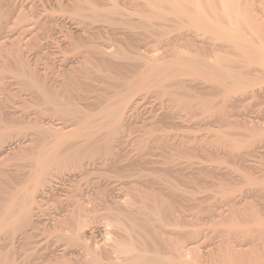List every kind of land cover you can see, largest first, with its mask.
Masks as SVG:
<instances>
[{"label": "bare ground", "instance_id": "6f19581e", "mask_svg": "<svg viewBox=\"0 0 264 264\" xmlns=\"http://www.w3.org/2000/svg\"><path fill=\"white\" fill-rule=\"evenodd\" d=\"M124 1L125 2H120L119 0H38V2H41V4H52V7L53 5L55 8L58 7L57 10L55 9L54 13H49V11H46L45 13L49 14L47 16H44L46 15L43 14L44 12L42 13L43 15H41L39 14V11H35V8H37V1L33 0L29 2L24 9L18 7L16 0H0V8L1 10H3L2 12L0 11V51L2 49V55L0 56L3 57V60L0 59V64L1 60L3 61L0 66V73L2 74L3 70L5 71L10 69V72H8L10 74V78L11 76L12 78L14 77V79L17 81L20 88L22 89H19L21 93H19L18 90L16 91L17 96L21 94V96L19 97L20 100H22L21 97L24 95V93L26 94L27 91L28 93H33V96H31V98L26 97L28 96L27 94L23 97V100L20 102H23L25 104V109L27 107V104L28 107L33 106L32 109L35 108L36 115V118L34 117L35 115L33 116V118H35L34 120L28 122L26 121L27 119L23 122H20L17 121L16 118H13L14 116H16V113H14V115L13 112H11L12 110H8V108L11 107L9 106L12 99L10 97H15V95L10 96L13 91H10L11 93L10 95H8L9 98L7 96L4 100L1 99L4 98L2 96H5V93H7L6 85L8 87L9 84L5 83V87H2L3 90L1 89V91L5 90L6 92L4 93V95L1 92L2 96L0 97L1 158H3V156L6 154H10L7 153V150L5 149V143L9 141V139L12 140L14 136L17 137L23 134L28 136L30 135L31 138L29 137L30 139L28 141V144H26V146L24 147H11L12 149H14L12 154L15 156V160L16 158H19L20 160L29 161V169L27 168L29 171L27 172V175H25V179L22 177V180L24 181L20 183L19 187L17 185H19L18 182L20 181V178H18L17 185H14L12 187L10 185L9 188L8 185H4L7 184L6 182L1 183L3 182L1 181V178H7L8 174H11V172H7V167L9 166V164L7 166V160H5L6 158L4 159V161H2L3 159H1L0 162V241H7L8 244L6 242V245L11 244L13 246V242L19 237L17 235L21 234L19 238L24 240L23 242L29 246L31 241L30 238L32 239L31 236H34L32 235L33 232L32 234L30 233L32 231L31 228L34 227V224H38L41 222L40 213L43 214V212L45 211L42 209L41 203L43 202L41 200L50 197L47 195L50 191L51 194L53 193L51 197L58 200L60 199L59 193L63 192V195H68V197L66 198L70 197L71 199L73 197L72 200L74 201V205H72L73 203L69 204L73 207H71L72 209L70 208L71 210L69 211L65 210L66 212H68L67 214L65 213L64 215H61V213H57V216H53L54 223L52 227L55 229L54 232L59 231L57 236L59 240L57 239L58 241H56L59 245L56 244L55 246L54 243V247H52L53 245L51 244V249H48V256H50V260H48L50 261V263L48 262V264H51V262L53 264H264V214L260 212V207L258 208L260 210L256 208L258 207L256 206L258 204H249L250 208H248V205L245 204L244 206L242 205L243 207H240V204L231 200L232 202L229 203V207H227L228 210H225L223 209V207H221L223 210L221 211L220 208L218 209L219 206L216 207L217 205L215 206L216 208L211 207L210 209V207H207L209 210L203 211L205 208L202 209L201 212H204V215H206V213L208 214L209 211L210 215L208 214L209 216L207 215V217L211 219L214 218V222L213 220L211 221L208 219L209 223L210 221L213 223V226L212 224L209 227L206 226L207 229L209 230V228L211 227L210 231L212 229V232H216V230L219 229L217 230V233H220L221 237L218 235L220 237V240L218 242L216 239H213L218 242H216L217 244L212 243L214 245L213 246L209 245L208 243L210 240L209 237L211 233L209 232L210 234H208V230L205 229V222H202L203 224L201 223V221L200 223L198 221L194 222V219L193 222L188 221L190 223L182 222L185 219L184 213V216L182 217L183 220L180 219L179 221L184 224H189L185 225L188 226L186 227V231H184L183 229L185 228L184 225L177 223V220L176 222H174V219L176 218L175 216H177L175 214H177V209L180 207H174V205L172 204L175 203V201L173 203L172 201L175 200L174 198L177 197H182V201V199H184L183 196H186V194L188 193H186L185 190L183 191V189H185L184 187H180V185L177 186L178 183L176 185L175 180H173V182H175L173 183L169 178H167L170 175L168 174L169 176H166L167 174H164L165 168H163L164 170L162 169V176L158 171L160 175L154 176V179L152 180L154 181V183H157L160 188L158 186H155L156 184L154 183H152V185L153 187H158L160 191L166 189V192L168 194H171L169 196L173 198L172 201H170V197H167L170 202L164 198L167 195L166 193H164V191H162V195H164L160 196L161 193L158 192V190H153L155 188H153L149 184H147L149 185L147 187L151 186L153 189L150 187L151 189L148 188L150 191L146 190V185H144V183L141 185V183L143 181H151L148 179L145 180L144 177H146V175H142L143 177L139 176L141 174L140 172L138 176L139 179H142L138 180L139 182H137V184L139 183V185L144 186H132L130 190L128 189L129 193L127 192V194H125L126 196L128 195V197L125 199H122V195L124 194V192H122L123 190H121L122 195L121 192L118 191L120 194L116 192V198L114 197V194L117 189H122L118 188L119 186H125L128 183L125 184V182H123L124 184L120 183L121 185H119L117 188L114 187V184L109 180L111 179V177L107 175L109 173H105V176H107L105 178H108L106 179V183H104L105 179H101L103 180V183H97L95 181V185H97L94 186V180L93 182L90 180L91 187H94L92 189L90 187H87V183H84L86 186H84V184H80V178H88L89 180L90 174L94 173L91 171H87L85 173L82 172V169L84 168L86 163H97L96 161L98 159V161H100V158L105 157L109 158V160L110 158L115 159L116 157L122 159L121 155H124L125 160L127 159L125 158L127 154H124L125 152H127V150L125 149L127 148V146L123 147V149L126 150L124 153L120 151L123 150L120 148L118 153V149L116 148V146L118 144L121 145L120 142L123 139L122 134L125 133L124 129L127 128L126 130L129 131V124H132L134 119L137 120V112L141 111L139 110L141 108L140 106H143V104H145V102H143L145 99L144 97L148 95H144L143 97H141L140 94L146 93L150 95L151 93L153 95L154 93L155 96H157V98L161 101V103L158 101V103H160V106L163 103L162 101H164L165 96H167L168 98H166V100H168L169 102L167 101V103H165L169 104L172 108L171 109L170 107H168L165 103L164 104L168 108L165 107V105L163 104L161 106L163 110L160 108L161 112L159 113L158 108L156 110L157 112L154 111L153 105V107L150 106L152 108L148 107L151 110H147L146 108V110L149 111L148 113H150V117H147L148 121L149 119L150 123L153 121V128H149L147 132H144V134L146 133L145 135L147 136H139L138 139L140 141H138L137 139H135L134 141L133 139L134 142H136L137 140L136 143L141 144L140 148H142L143 145L147 147L148 143L151 141L155 144L156 142H159L160 144H164L165 146H167V142L171 140L172 135L169 136L171 131H167V129L165 132L167 135L164 133V125L167 124L168 126L169 124L172 126V128L183 127L182 124L184 125L186 123H183V119L186 120V118L182 119V123L181 121L176 120L178 118L181 120L182 116H184L182 115L180 116V118L178 114V111L182 108V106L185 109L187 108V112L189 111L188 109L191 110L193 108L197 109L198 107H201L202 110L204 109L202 111V114H204V116L207 115L208 117V115H210L211 113L210 111L213 110V107L217 108L218 105L219 107L217 110L219 112V120L222 123L224 122L228 124L229 121H227L226 119L227 116L229 117V115L225 114L228 110V106H235L234 103H239L237 100V102L231 101L232 99H235L233 98L234 96H240V98H238L239 101L240 99H242L241 102H243L245 106H247L250 101L252 102L253 100L259 99L264 93V87H262V84L264 83V28L262 25L260 26L259 24L255 26V23H252V18L248 14L249 12H247L246 10L242 11L243 9L241 10V6L243 5L242 3V5L239 3L241 0H138L139 2L137 1L138 3L135 2V4L132 1L129 2V0ZM127 4L130 6L127 7ZM2 7L4 9H2ZM45 7L43 8L42 6L43 9H45ZM56 11L60 13H57ZM50 14L52 16H50ZM10 15L17 16L16 22L14 24L12 23V26L10 25V21L12 20L8 21ZM11 17L12 16H10V18ZM103 25L107 26L111 32L118 35L120 33L119 31L122 32L123 29H125L124 32L120 34L122 35L121 37L125 38H123L122 40H127V44L130 47L125 45L127 48H120V45L118 49L116 48L117 50H108V47H102L101 45H99V42V44L96 42V40L95 42L94 40L92 42V39H94L92 37L93 35H95L93 33L95 31L98 33L97 30L101 29ZM243 25L246 29L244 27H241ZM10 26L11 28L14 27L16 29H14L16 31L15 34H13V32L11 33V28L9 29ZM117 26H123V29L121 30L122 27L119 29L117 28ZM7 28L9 29V33ZM243 28L245 29L244 31L242 30ZM173 31H178L181 39L185 40L187 44L192 45L198 50L192 49L187 52L183 50V52L180 50V48H178L180 50L178 51V49H176L175 47L172 50V43L171 47L169 46L171 49L170 52L168 51L166 53L167 50H163L166 54H161L162 52L156 53L158 50L156 52L150 50L149 52L147 50V52H144L145 49L143 48L144 50H142L140 49V45H137L143 43L144 41L146 42L145 39L148 34L156 35L160 39L164 38L162 39V41H165L166 39L164 36L169 35ZM199 32H202L203 36L205 34L206 37L200 36ZM6 33L8 35H6ZM100 34L101 33H98V36H100ZM208 35H210L209 38L212 36V38L217 39L218 43L215 39H213V41L215 40L216 44L212 40H209V38L207 37ZM149 36L151 35H148V37ZM169 39L170 38H167V40ZM172 41L173 40H171V42ZM210 41L213 42V44ZM125 43L126 42H124L123 45ZM165 43H167V41ZM83 44L84 47L86 44H88V48H86L87 51H85V53L81 54V57L78 56V60H61L63 61V64L60 63L61 65L54 66L55 64L52 62V55L54 54L50 52L55 49L49 51L52 45L57 46L56 48H58L56 53L54 52L56 55L57 53H59V50H64L67 47L66 45H73V48L75 47L74 50H77L76 47L80 46L81 48ZM143 44L141 45L143 46ZM200 49L204 50L207 54H204V51L200 52ZM62 51L60 52L61 56L63 53ZM223 52H228L229 55L235 57V59L231 60L230 58L229 61L226 62L227 59L225 60V58L223 57L225 54ZM221 53H223L222 56ZM208 54L211 56H209ZM30 55L33 57H30ZM38 61H44L43 67H40V63ZM8 73H6L5 75H7ZM100 76H103L102 78L104 79V81L106 80V77L109 80H114L117 82L106 85V82H104L105 84L102 83L103 79ZM99 77L102 82L97 81L100 80ZM95 81L102 83V85L104 86L106 85L107 87H109V90L106 91L107 87L104 88V90V86L99 85V89L102 87L104 91L100 89L102 91L101 93V91L98 89L99 92H97L96 88L94 92L100 94H98L97 96H95L94 94L95 98H93V105L84 106L79 103V101L81 100L80 98L84 95V93H82L81 91L85 90V85H90V83H94ZM193 81H195L196 83H200V85L206 84V89H210V91L212 92L214 91V96L210 97V94V100L208 96H206L207 98L206 100L204 99L205 101H203V103H201L202 100L200 102L199 99L197 103L196 97L192 94L193 92H190V86H192ZM95 84L96 83H94V86ZM22 91H25L23 92V95ZM210 91L209 93H212ZM79 93L82 95L81 97H79ZM199 93L200 92H197V95ZM158 99H156V101ZM14 104L11 105L15 107ZM175 105L177 108H175ZM257 106L258 104L250 106L248 105L247 107L255 108ZM14 107L10 109H13ZM225 109L226 112L224 111ZM246 109L247 108H245V111L247 113L248 109ZM263 111L264 110L261 109L257 110L256 115H254L251 119L245 118L246 113L244 114L245 117L244 115L241 116L242 118L244 117V119L243 121H241V127H243L242 130L238 129L240 131L239 137L234 136V134H230L228 132V130L231 129L230 126L228 127L226 126L227 124H224L226 129L224 128V126H220V130H218L216 133L215 129H213L212 134L215 135H212V138L209 137L210 140L209 138H205L204 136H202L203 140L199 139V141L202 140L201 143L205 145L209 143H212V145L217 144L224 147L225 145H227L231 148L230 152L232 151V153L240 152L241 150H243V153H241L242 156L240 157H242V159H245V157L247 158L252 153H255L254 149L250 150V147L253 146L252 144L259 146L264 144V121H262ZM250 114L252 116L253 112L249 113V116ZM22 115H20V117H23ZM134 115H137V117L134 118ZM139 115L141 116L140 112ZM140 116L138 118L146 117ZM49 118H57L60 122L53 123L51 122V120H49ZM130 118L134 119L132 122L129 123V121H131ZM205 118L206 117H204V120L202 121H206L208 119L207 118L205 120ZM17 119H19V116L17 117ZM57 119L55 120L57 121ZM197 119H201V117ZM139 124H141V122ZM188 124H190V122ZM20 125L23 126L20 127L18 130H12V128L16 126L19 127ZM197 125L198 127H200L199 124ZM197 125L195 124L194 126H192V128ZM171 126H169V128ZM227 127L229 128L228 130ZM132 128H134V126ZM172 128H170V130ZM144 129H146V127ZM130 131L128 133H130ZM209 133L211 132H208L207 134L211 136ZM186 136L187 135H185V137ZM128 137L129 136H127V141L130 140ZM173 138L174 137H172V140ZM197 138H195L194 136V138H192L194 140H192L187 136L183 139L184 141H181L182 143H180V145L178 146L180 148L186 147V149L192 148V146L187 147V145H189L188 143H191L190 145H192V143L197 141L195 140ZM250 140L254 143H250ZM124 141L122 143H124ZM127 141H125V143ZM133 141L131 140V143ZM171 142L172 141L169 142L170 144H168V146L172 144V147L175 141L172 143ZM178 143L176 142L175 144L177 145ZM126 144H128V142ZM150 146L148 145V147ZM154 146H151L153 150ZM114 147L116 148V152H114L113 150ZM134 147L138 148L139 145H134ZM148 147L146 148L147 151L149 149ZM198 147L199 146L197 144V151ZM152 148L150 149L152 150ZM261 148L263 150L264 146H261ZM142 149L144 150L145 148L143 147ZM142 149L141 152H143ZM138 151L137 152L140 153V149H138ZM150 151H148L147 153L144 152L145 158L147 157L146 154L148 155ZM215 151L218 150L216 149ZM144 153L142 156H144ZM191 154L192 153H190L189 155ZM138 155L140 156L141 153ZM138 155H136V159ZM166 155L168 156V154ZM238 155H240V153ZM9 156L8 160H10ZM167 156H165V158H167ZM106 158L105 163L107 160ZM119 158L116 162H119ZM128 158H131L130 154ZM175 158L176 155L174 156V159ZM178 158H180V156H178ZM131 159L130 162H133L135 164L140 158L138 160L134 159V161ZM141 159L143 160L144 158ZM168 159L166 160L168 161ZM125 160H123L124 163L122 164H125ZM128 160L129 159H127L126 161ZM151 161L152 160H150V162ZM175 161L177 163V159H175ZM116 162L114 163L118 164ZM147 162H149V160ZM210 162L212 163V161ZM210 162H208L207 164L210 165ZM213 162L215 163V161ZM95 163L93 165H95ZM99 163H103V161H100ZM141 163L142 162H140V164ZM143 163H145L144 160ZM169 163L171 164L170 160ZM22 164H24V162ZM127 164L130 167L132 165H129V163ZM207 164H203V167ZM120 166L123 165L120 164ZM124 166H126V164ZM214 166L215 165L213 164L212 168L209 167V170L207 169L208 167L204 168L207 169V171L214 172L216 170V166ZM250 166H247V169ZM13 167L16 166L14 165ZM171 167L172 164L170 166V169ZM21 168L23 169V167ZM177 168L179 170V166ZM125 169L122 167L121 170H124V172L126 173ZM172 169H174V167ZM252 169L254 170V168ZM19 170L17 169V172ZM126 170L130 171L128 169ZM167 170L169 171L168 168H166V171ZM217 171L215 172L217 173ZM124 172L123 174L126 179V176H129L130 172L128 174L126 173L127 175ZM156 172L153 171L154 175L158 174ZM195 172L196 171H194V173ZM252 172L250 174H252ZM67 174L73 175L71 176L73 180H71L72 183L69 182V185L65 187L64 183H66V180L63 178ZM243 174V177L247 175L244 181L248 182L250 185H253L254 190L255 187L257 190H264V176L262 178H259V176L257 175L258 178H256V171L255 174H252V176H248L246 171ZM13 175L15 176V173ZM253 175L256 177L254 178ZM164 176H166V178L169 179L172 183L167 180ZM114 177L115 176H113V178ZM211 180L213 179L211 178ZM83 182H85V180L81 181V183ZM86 182L88 181L86 180ZM14 183L16 184V182ZM116 183L118 182L116 181ZM222 184L218 185L215 188L218 189H216L218 193L222 194L221 197L226 196L227 199V196H231L235 190H232L230 188L235 187L232 186L228 189L226 188V186H223L225 183L223 185ZM81 185L86 188L83 189ZM198 187L200 188V186ZM151 190H153V194L155 192H158L159 195L155 193L152 196ZM182 191L184 192V194L182 193ZM194 194H192V197L189 195L187 196H189L188 198H193ZM60 195H62V193ZM179 198H177V200ZM215 199H217V197H215ZM242 200L244 201L245 198ZM68 201L70 200L68 199ZM227 201L229 202V200ZM179 205L180 204H178L177 206ZM262 206L264 205H261V207ZM193 209L194 208H192V210ZM194 214L197 213L194 212ZM171 220L173 222H171ZM185 220L187 221V219ZM50 221L52 220L50 219ZM169 226L173 227L174 230L176 229L178 233L176 231V233H173V228H170L169 230ZM254 226H257L261 230L254 231L253 229H256L253 228ZM212 227H215L216 230ZM30 229L31 231H29ZM180 229H183L182 232L180 231ZM176 234L178 235V237H174L177 236ZM212 234L213 237L217 235H214V233ZM241 236H249V239L250 237H252L251 241L249 240L251 243L248 241L250 243H248V245L251 246L252 240H254L253 244L257 241L256 245L252 244L251 247H248V245L246 244H239L238 241L241 240L240 238H243ZM206 238H208L209 240H207ZM203 239H206V241L202 242ZM217 239L219 238L217 237ZM211 241L212 240H210V244ZM205 242L208 243V246H205L203 244ZM2 244H0V264H16L19 260L15 263V259H13L17 258L15 257V247L13 246L12 249H10L11 251H7V249L5 252V246L3 247ZM33 244L31 242V245ZM47 248H49V246H47ZM12 255H14V257ZM10 257H13V262L12 260H10ZM72 260L75 262H73Z\"/></svg>", "mask_w": 264, "mask_h": 264}, {"label": "rangeland", "instance_id": "374dc122", "mask_svg": "<svg viewBox=\"0 0 264 264\" xmlns=\"http://www.w3.org/2000/svg\"><path fill=\"white\" fill-rule=\"evenodd\" d=\"M17 1V5H18V7L19 8H24L25 9V7L27 6V4L29 3V2H31V1H33V0H24V1H22V0H16ZM34 1H37L36 2V4H37V8H35V11H39V14H41V15H43V14H46V15H44V16H47L49 13H54V11H55V9L57 10L58 9V7H54V5H53V7H52V4H48V5H46V3H45V5L44 4H41V2H38V0H34ZM120 2L122 1V2H125L124 0H119ZM130 1H132L134 4H135V2L136 3H138L139 1L138 0H129V2ZM138 1V2H137ZM239 1V0H238ZM242 1V2H241ZM239 3L242 5L241 6V10L242 11H244V10H246L247 12H249L248 14H249V16L252 18V23L255 25V26H257L258 24L261 26H263V28H264V0H241ZM26 2V3H25ZM51 2V1H50ZM132 2H131V4H132ZM21 4V5H20ZM123 4V3H122ZM124 4H126V3H124ZM24 5V6H23ZM42 6H43V8L45 7V9H43L42 8ZM50 8H48V7ZM130 5H128L127 4V7H129ZM36 7V6H35ZM52 7V8H51ZM39 8V9H38ZM54 8V9H53ZM2 9H4L3 7H2ZM36 9H38V10H36ZM44 11H43V10ZM48 9V10H47ZM51 9H53V10H51ZM41 10V11H40ZM249 10V11H248ZM262 10V11H261ZM0 11L2 12L3 10H1V8H0ZM27 11V10H26ZM48 12L49 11V13L47 14V13H45V12ZM59 11V10H58ZM44 12V13H43ZM57 12V11H56ZM43 13V14H42ZM57 13H60V12H57ZM56 14V13H55ZM55 14H53V15H55ZM256 14V15H255ZM260 16H259V15ZM61 15V14H60ZM10 16H12L11 18H10ZM9 16V20L8 21H10V20H12V21H10L11 22V26L16 22V19H17V16L16 15H10ZM14 16V17H13ZM50 16H52L51 14H50ZM55 16H57V15H55ZM58 16H59V14H58ZM258 16V17H257ZM14 20H13V19ZM133 18H137V17H133ZM256 18V19H255ZM263 18V19H262ZM260 19V20H259ZM263 23H262V22ZM13 23V24H12ZM242 23V22H241ZM11 26L9 27V29L11 28ZM122 27V28H121ZM241 27H244L245 28V26L243 25V26H241ZM13 28V29H12ZM10 30H11V33L13 32V34H15L16 33V29L14 28V27H12ZM117 28H121V30L123 29V26H117ZM242 29L243 31L246 29ZM8 29V28H7ZM9 29H8V33H9ZM15 29V30H14ZM241 29V28H240ZM97 30V29H96ZM124 30L125 29H123V31L122 32H124ZM241 30V31H242ZM98 31V33H101L100 34V36H98V33H97V35H96V33L94 32L93 34H95V35H93V37L92 38H94V39H92V42H93V40H94V42H95V40H96V42L99 44V45H101L102 47L104 46V48H107L108 50H117L118 48H119V46H120V48H123V47H125V48H127L125 45H127V46H129L127 43H128V41L126 40V41H124V40H122L124 37H121L122 35L120 34V33H122L121 31H117L118 33H119V35L118 34H114L113 32H111L109 29H108V27L107 26H105V25H103L102 27H101V29H99V30H97ZM247 31V30H246ZM7 32V31H6ZM200 33V32H199ZM6 35H8L7 33H6ZM148 35H151V36H149L148 37ZM147 36H146V42L143 44V43H141V44H143V46L141 45V44H137V45H140V49H142V50H144V52H149V50L150 51H154V52H156L157 50V52L156 53H161V54H166L168 51L170 52V50L172 49L173 50V48L175 47L176 49H178V48H180V50L181 51H185V52H187V51H190V50H192V49H194V50H198V49H196L195 47H193L192 45H189V44H187V42L185 41V40H183V39H181V37H180V34H179V32L178 31H173V32H171L169 35H167V36H164L165 37V41H162V39H164V38H159L158 36H156V35H152V34H148ZM92 36V35H91ZM200 36H202V37H206V35L204 34V36H203V34H202V32L200 33ZM209 36L210 35H208L207 37L209 38ZM96 37V38H95ZM147 37H148V39H147ZM180 37V38H179ZM167 38H170L169 40H170V42H169V40H167ZM211 38V39H210ZM209 38V40H212L213 41V39H215V38H212V36ZM90 39V40H91ZM125 39V38H124ZM171 40H173L172 42H171ZM215 40H217V39H215ZM215 40L213 41L215 44H216V42H215ZM126 42L124 45H123V43L124 42ZM167 41V43H165ZM211 42V41H210ZM213 42H211L212 44H213ZM171 43V44H170ZM172 43H173V45H172ZM217 43H218V40H217ZM85 44V43H84ZM84 44L81 46V48H80V46H78V47H76V49L78 50H74V48H73V45H66L65 47L66 48H68V49H62V50H59L58 52L59 53H57L56 55H55V53H56V51H57V49L58 48H56L57 46H51L50 47V50L49 51H51L52 49H55V50H52L50 53H53L54 55H52V62L55 64L54 66H59V65H61L60 63H62L63 64V61H66V60H68V61H76V60H78L79 59V57H81L82 55L81 54H83V53H85V51H87V49L86 48H88V44H86L85 45V47H84ZM123 45V46H122ZM171 45H172V47H171ZM189 45V46H188ZM87 46V47H86ZM171 47V49H170V47ZM130 47V46H129ZM166 47H168V48H166ZM191 47H193V48H191ZM63 48H64V46H63ZM80 48V49H79ZM117 48V49H116ZM144 48V49H143ZM159 48V49H158ZM166 48V49H165ZM162 49V50H161ZM187 49V50H186ZM141 50V51H142ZM147 50V51H146ZM160 50V51H159ZM163 50H167L166 51V53H165V51H163ZM179 49H178V51H180ZM63 52L64 53V55H63V53H62V56L60 55L61 53L60 52ZM77 51V52H76ZM80 51V52H79ZM183 51V52H184ZM203 52L204 50H201L200 49V52ZM1 52H2V49H1V51H0V55H2L1 54ZM55 52V53H54ZM82 52V53H81ZM76 53V54H75ZM204 54H207V53H205V51L203 52ZM223 53H225V52H223ZM223 53H221V56L223 55ZM228 53V52H227ZM227 53H225L224 54V58H225V60H226V62L227 61H229V59L231 58V60L232 59H235V57H233V56H230L229 55V53L227 54ZM59 54V55H58ZM57 55H58V57H57ZM209 55V54H208ZM61 56V57H60ZM79 56V57H78ZM209 56H211V55H209ZM226 56H229V57H226ZM30 57H33V56H31L30 55ZM70 57V58H69ZM54 58V59H53ZM64 58V59H63ZM65 58H68V59H65ZM78 58V59H77ZM0 59H2L3 60V57L2 56H0ZM31 59H33V58H31ZM1 60V64L3 63V61ZM61 60H63V61H61ZM42 61V60H41ZM41 61H38L39 63V65H40V67H43V64H44V61L43 62H41ZM58 61V62H57ZM61 61V62H60ZM32 62H33V60H32ZM1 64H0V66H1ZM11 64V63H10ZM10 66H13V65H10ZM10 68V67H9ZM14 68V67H13ZM8 69V68H7ZM9 70V71H8ZM8 70H3V72H2V74L0 73V94H1V92L3 93V95H4V93L6 92L5 90L4 91H1V89H2V87L4 88L5 86H4V84L5 83H7V84H9L8 85V87H7V85H6V89H7V93H5L6 95L5 96H2V94L0 95V97L2 96V97H4V98H1L2 100H4L5 99V97H7L8 95H10V91H13L12 93H11V95L10 96H12V95H15V97H10V98H12L11 99V103H10V105L9 106H11V107H9L8 108V110H12L11 112H13V114L14 113H16V116L18 117L19 116V119H17V117L16 116H14L13 118L15 119L16 118V120L17 121H24V120H26L27 122L28 121H31V120H34L35 118H36V115H35V108L34 109H32L33 108V106H31V107H28V104H27V107H26V109L24 108L25 106V104L23 103V102H20V101H22L23 100V97L24 96H26L27 94H28V96H26V97H30L31 98V96H33V93L32 92H30V93H28V91L26 92V94L24 93V95H23V92H25V91H22V100H20V96H21V94L19 95V96H17V93H16V91L18 90L19 91V89L20 90H22L21 88H20V86H19V84L17 83V81L14 79V77L12 78V76H11V78H10V74L8 73V72H10V69H8ZM115 70H117V69H115ZM114 70V71H115ZM6 73H8L7 75H5ZM102 73V72H101ZM3 74H4V76H3ZM101 78L103 77V76H100ZM100 77H99V79H100ZM3 78V79H2ZM4 78H5V81H4ZM6 78H8V79H6ZM103 79V78H102ZM105 81H104V79H103V82H102V80L100 79V80H97V81H101L102 83H104V82H106V85H109V84H111V83H116L117 81H114V80H109V79H107L106 77H105ZM13 81V82H12ZM194 82V83H193ZM192 82V86H193V88H192V86H190V88H191V93L196 97V102L198 103V101L200 100V102H201V100H202V102L201 103H203V101H205L206 100V96H208V98H209V96H210V94H211V96L210 97H212V96H214V91L212 92V91H210V89H206L207 88V85L205 84H202V85H200V83H196L195 81H193ZM13 83V84H12ZM94 83H98L97 85L95 84V86H94ZM92 82V83H90V85H85L86 87H84V89L85 90H83V91H81L82 93H84V97L80 94V96L79 97H81L80 99V101H79V103H81L82 105H84V106H92L93 104V98H95V96H97L98 94H100V93H97V92H99L98 91V89H99V85L100 86H104V85H102V83H99V82ZM18 84V85H17ZM105 84V83H104ZM189 84V83H188ZM191 84V83H190ZM104 86L103 87V89L104 88H106L107 86ZM197 86V87H196ZM203 88H202V87ZM10 87V88H9ZM16 87V88H15ZM199 87H201V88H199ZM262 87H264V83L262 84ZM12 88V89H11ZM96 88H97V90H96ZM197 90H196V89ZM10 89V90H9ZM102 91H104L103 89H102V87L100 88ZM99 89V90H100ZM202 89H204V90H202ZM3 90V89H2ZM97 91V92H94V91ZM100 90V91H101ZM109 90V87H107V89H106V91H108ZM196 92H195V91ZM102 91H101V93H102ZM208 91V92H207ZM209 91L210 92H212V93H209ZM16 94H15V93ZM197 92H200L198 95H197ZM19 93H21V91H19ZM18 93V94H19ZM29 94H30V96H29ZM32 94V95H31ZM94 94H95V96H94ZM201 94V95H200ZM204 94H205V96H204ZM141 95V97H143L144 95L146 96V95H148V96H146V97H144L145 99H144V101L143 102H145V104H146V102H147V104H146V106H145V104H143V106H140L139 108V110H141V111H138L137 113V115H138V117L140 116L139 115V112H140V114H141V116L140 117H142V116H146V117H143V118H138L137 117V115H134L133 117L134 118H136L137 117V120L136 119H134V118H130V120L131 121H129V123L130 122H132L133 121V119H134V121L132 122V124H129V126H130V129L128 128V130L130 131V133H128L129 131H127L126 129V127H129V126H126L125 128L126 129H124V131H125V133H123L122 135H123V139L125 140V141H127V136H129L128 138L130 139V140H128L127 142H128V144H126L125 143V141L122 139V141L120 142L121 143V145H117L116 146V148L118 149L117 150V152L119 153V150L120 149H123V147H125V146H127V148H125L126 150H127V152H125L126 150L125 149H123V150H120V151H122L124 154H127V156H125V158H127V159H129L128 161H126L125 159H124V155L122 156L121 155V158L123 159V160H125V164H126V166H124L125 164H122V163H124V161L122 160V159H120L119 157H116L115 159L114 158H110V160H109V158H106L107 160H106V163H105V158H100V161L102 162L103 161V163H99L100 161H96L97 163H95V165H93L94 163H91V162H88V163H86L85 164V166H84V168L86 169H82V172L83 173H85V172H94L93 174H90V176H89V180H88V178L86 179H79V180H85V182H83V183H81V181H80V184H84V183H87L86 185H87V187H90L91 189L92 188H94L93 186L91 187V181L93 182V180H94V186H96L95 185V183L97 182V183H103V180H101V179H105L104 181V183H106L107 182V180L106 179H108V178H105V177H107V176H105V173L107 174V173H109V174H111V175H109V174H107L109 177H111V179H109L110 180V182H112L113 184H114V187H118L119 185H121L123 182H125V184L126 183H128V184H126L125 186L124 185H122L121 187L119 186L118 188H122V189H117V191H115V198H116V192L117 193H119V192H121V190H123L122 192H124V194L122 195V192H121V195L123 196L122 197V199H125V198H127L128 197V195L126 196L125 194H127V192H128V189L130 190V188L132 187V186H134V187H137L136 185H138V187H143L144 185H146V190H149L148 188H150L151 186L153 187V185H152V183H154V181H152L153 179H154V176H156V175H160L161 174V176L163 175V168H165V170H164V174H167L166 176H169V177H167V178H169L172 182H173V180H175L176 181V183L175 182H173V183H175L176 185H177V183H178V185L177 186H179L180 185V187H184L185 189H183V191L185 190L186 191V193H188V194H186V196L184 195L183 196V198L184 199H182V201H181V198L182 197H177V198H179L178 200H177V198H174L175 200H173L172 201V199L173 198H171L169 195H171L170 193L168 194L167 192H166V189H164V190H162V191H164V193H166L165 195V199H167L168 200V198L170 199V201H172V203L175 201V203H173L172 205H174V207H180V208H176L177 209V214H175V215H177V216H175L176 218L174 219L175 221L174 222H176V220H177V223H180L181 225H189V224H184V223H182V222H185V223H190V222H193V219H194V222H196V221H198L199 223H200V221H201V223L203 222H205L204 223V227H205V229L206 230H208L207 229V227H209L211 224H212V226H213V223L211 222L213 219H211V218H209V217H207V215L209 214L210 215V213H209V211H208V214L206 213V215H204L202 212H201V210L202 209H204L203 211H205V210H209L208 208L210 207V209H211V207H213V208H216V207H218V209L220 208L221 209V211H223L222 210V208L221 207H223V209H225V210H228L227 209V207H229V203H231L232 201H234V202H237L238 204H240V207H243L244 206V204L245 205H248L247 207L248 208H250V206H249V204H251V205H255V204H258V205H256V206H258V207H256L257 209L260 207V209H258V210H260V212L262 213V214H264V206H262L261 207V205H264L263 203H264V190L263 189H261L262 191H260V189H256V187H255V190H254V186L253 185H250L248 182H245L244 180H245V178L247 177V175L245 176V177H243L244 176V172L246 171V173L248 174V176L250 175V176H252V174H255V171H256V176L258 175L259 176V178H262L263 176H264V148H263V150H262V148H261V146H264V144L263 145H254V144H252L253 146L252 147H250V150L251 149H254L255 151V153H252L249 157H245V159L243 158L242 159V157H240V156H242V154L241 153H243L242 151L243 150H239L240 152H234V153H232V151L230 152V150H231V148L230 147H228L227 145H225V147L224 146H221V145H215V144H213L212 145V143L210 144H202L201 143V141L203 140V137L202 136H204L205 138L207 137V138H209V137H213L212 135H215V134H212L213 133V129H215V133L218 131V130H220V128L221 127H223L224 126V128H225V125L224 124H227V123H222L220 120H219V112H218V105H217V108L216 107H213V110H215V111H213V110H209L211 113H210V115H208V117H207V115L206 116H204V114H202L203 112V110H202V108L200 109L199 107L196 109V108H193V109H188L189 111L187 112V108L185 109L183 106H182V108L179 110V109H175V110H179L178 112V114H179V117L180 116H182V115H184V116H182V118H181V120L179 119H176L177 121H181V123H182V119L183 118H186V120L185 119H183V123L184 122H186L184 125H185V127H184V125L182 124V128H176V127H174V128H172V126L171 125H169L168 124V126H167V124H165L164 126V133L166 132V129H167V131H171V133H170V135L169 136H171V140H170V137H169V140L170 141H172V142H174L173 144L177 147L178 145H180V143H182L181 141H184L183 139L184 138H186L187 136L189 137V138H194V136H195V138H197V139H195V140H197V141H195L194 143H192V145H190L191 143H188L189 145H187V147L188 146H192V148H187L186 149V147L184 148V147H182V148H180L179 146V148L177 149L174 145L171 147V145H169L168 146V144H170L169 142H167L168 144H167V146H165L164 144L162 145V144H160L159 142H156V141H154V142H156V144H157V147H156V144L155 143H153L152 141L151 142H149L148 143V145L150 146H154V150H153V148L150 146V147H148V145L147 144H145V145H147V147L149 148L148 149V151H150L151 149L150 148H152V150L151 151H153V152H149L148 153V155L146 154V158H147V160H146V158H145V153H147L148 151H147V147L146 146H142V148L144 147L145 149L143 150L142 148H140L141 146V144H137L136 142H137V140L138 141H140L139 139H138V137L140 136H147V135H145L144 134V132H147V130H149V128L150 129H152L153 128V121L150 123V119H149V121H148V118L150 117V113H148L149 111H147V110H151V109H149V108H152L153 106V109H154V111L155 112H157L156 110H157V108L160 110H158V113L159 112H161V106L166 102L167 103V101L168 100H166V98H168L167 96H165V98H164V101H162L163 103L161 104V106H160V103H161V101H160V99H158L157 98V96H155V94L153 93V95L150 93V95L149 94H140ZM192 95V96H193ZM198 97H197V96ZM236 95H238V94H236ZM17 96V97H16ZM139 96V95H138ZM155 96V97H154ZM200 97V98H199ZM204 97V98H203ZM8 98H9V96H8ZM233 98H235V99H232L231 101H238L239 103H234V105L236 106V108H235V106H232V105H230V106H228V110H227V112H226V109L224 110L225 112V114H227V115H229V117L227 116V121H229L228 122V124L226 125V126H230V128L231 129H233V130H235V131H233V130H228L229 128L227 127V130H228V132L230 133V134H234V136H236V137H239L240 136V131L239 130H242V128L243 127H241L242 126V123H241V121H243V119H244V117H245V115H246V119L247 118H249V119H251L254 115H256V113H257V110H264V93L261 95V97L259 98V99H257V100H253L252 102L250 101V103L249 104H247V106L249 105H255V104H258V106L257 107H251V108H249V107H247V106H245V104L243 103V102H241V100L242 99H240V101H239V99L238 98H240V96H234ZM0 99V100H1ZM7 99V98H6ZM84 99V100H83ZM147 99V100H146ZM156 99H158L157 101H156ZM199 99V100H198ZM205 99V100H204ZM211 98H209V100H210ZM262 99V100H261ZM162 100V99H161ZM208 100V99H207ZM12 101H13V103H12ZM158 101L160 102V103H158ZM194 101V102H195ZM236 101V102H237ZM248 101V102H249ZM149 102H152V103H149ZM156 102L157 103V105H156V103L154 104V103ZM169 102V101H168ZM195 102V103H196ZM15 103V104H14ZM23 104V105H21V104ZM29 103H30V101H29ZM165 103V104H166ZM240 103H241V105H240ZM14 104L15 105V107L14 106H12V105ZM149 104V105H148ZM164 104V105H165ZM200 104V103H199ZM198 104V105H199ZM237 104V105H236ZM32 105V104H31ZM148 105V106H147ZM153 105V106H152ZM156 105V106H155ZM168 107H170L171 108V106L169 105V104H166ZM165 105V107H167ZM205 105H206V103H205ZM23 106V107H22ZM30 106V105H29ZM150 106H152V107H150ZM159 106V107H158ZM12 107H14L13 109H10V108H12ZM17 107V108H16ZM143 107H145V108H143ZM149 107V108H148ZM167 107V108H168ZM173 107V106H172ZM240 107V108H239ZM241 107H242V109H243V107H244V109L242 110L241 109ZM23 110H21V109ZM146 108H147V110H146ZM161 108V109H160ZM175 108H177L176 107V105H175ZM178 108H180V107H178ZM245 108H247L246 110L249 112V113H252L253 112V115L251 116V114H250V116H249V113L247 114L246 113V111H245ZM18 109H20V110H18ZM25 109V110H24ZM144 109H145V111H144ZM172 109V108H171ZM200 109V110H199ZM236 109V110H235ZM250 109V110H249ZM257 109V110H256ZM34 110V111H33ZM163 110V109H162ZM184 110V111H183ZM238 110H239V112H238ZM243 111V114H242V111ZM16 111V112H15ZM25 111V112H24ZM143 111V112H142ZM147 111V112H146ZM181 111H182V113H181ZM10 112V111H9ZM10 112V113H11ZM20 112V113H19ZM26 112H28V113H26ZM142 112V113H141ZM154 112V113H155ZM199 112V113H198ZM200 112H201V115H200ZM22 115V114H24V115H22L23 117H20V115ZM195 113H196V115H199V116H196L195 115ZM198 113V114H197ZM207 113V112H206ZM209 113V112H208ZM230 113V114H229ZM246 113V114H245ZM12 114V113H11ZM143 114H146V115H143ZM191 114V115H190ZM218 114V115H217ZM245 114V115H244ZM263 115H262V121H264V111H263V113H262ZM15 115V114H14ZM35 115V116H34ZM186 115V116H185ZM244 115V117L242 118L241 116H243ZM13 116V115H12ZM12 116H10V117H12ZM28 116V117H27ZM33 116L35 117V118H33ZM149 116V117H148ZM194 116H196L197 118H200L201 117V119H197L196 117H194ZM211 116V117H210ZM248 116V117H247ZM31 117V118H30ZM148 117V118H147ZM178 117V116H177ZM204 117H206L205 118V120L206 121H202V120H204ZM196 118V119H195ZM21 119V120H20ZM52 119H53V121H52ZM55 119H57V118H49V120H51V122H53V123H57V122H60L58 119H57V121L55 120ZM139 119V120H138ZM189 119V120H188ZM193 119V120H192ZM241 119V120H240ZM185 120V121H184ZM192 120V121H191ZM198 120V121H197ZM201 122H200V121ZM212 121V123H211V121ZM194 121H195V123H194ZM141 122V124H139ZM148 122V123H147ZM190 122V124H193V125H190V124H188ZM204 122V123H203ZM205 122H208V123H205ZM138 123V124H137ZM215 123H216V125H215ZM235 123V124H234ZM239 123V124H238ZM137 124V125H136ZM143 124V125H142ZM197 125V124H199L200 125V127H198V125L197 126H195L194 128H192V126H194V125ZM202 124V125H201ZM209 124V125H208ZM219 124V125H218ZM148 125V126H147ZM191 127H190V126ZM208 125V126H207ZM231 125H235V126H237V127H233V126H231ZM23 125H20L19 127L18 126H16V127H14V128H12V130H18L20 127H22ZM134 126V128H132ZM169 126H171L170 128H172L171 130H170V128H169ZM203 126V127H202ZM210 126V127H209ZM221 126V127H220ZM146 127V129H144ZM187 127H189V128H187ZM198 127V128H197ZM206 127H209L210 129H212V130H210L209 128H206ZM239 127V128H238ZM176 128V129H175ZM223 128V129H224ZM183 129V130H182ZM192 129V130H191ZM206 129H208V130H205ZM226 129V128H225ZM224 129V130H225ZM239 129V130H238ZM145 130V131H144ZM174 130V131H173ZM222 130V129H221ZM231 131V132H230ZM174 132V133H173ZM208 132H211V133H209L211 136H209L207 133ZM242 132V131H241ZM166 134V133H165ZM168 134H169V132H168ZM24 135V136H23ZM23 135H20V136H14V138H12V140L11 139H9V141H7L6 143H5V149L7 150V153H10V154H6V155H4L3 156V158H1V156H0V162H1V159H3L2 161H4V159L5 160H7L6 162V164H7V166H8V164H9V166L7 167L8 168V173L9 172H11V174L9 173L8 174V176H10V177H8L7 176V178L5 177V179H4V177L3 178H1V181H3V182H1V183H7V184H4V185H8V188L10 187V185H11V187L12 186H14V185H17L18 183H19V185H17L18 187L20 186V183H22V181H24V180H22L24 177H25V175H27V172L29 171L28 169H29V161H27V160H20L19 158L17 159L16 158V160H15V156L12 154V152H13V150L14 149H12V148H17V147H24V146H26V144H28V141H29V139L31 138L30 137V135L28 136V135H25V134H23ZM127 135V136H126ZM167 135V134H166ZM185 135H187L186 137H185ZM198 135V136H197ZM26 136V137H25ZM183 136H184V138H183ZM191 136V137H190ZM30 137V138H29ZM172 137H174L173 138V140H172ZM202 137V138H201ZM25 138H26V140H25ZM180 138H181V140H180ZM17 139V140H16ZM133 139H134V141H135V139H137L136 140V142H134L133 141ZM141 139V138H140ZM175 139V140H174ZM199 139H202L201 141H199ZM131 140L133 141L132 143H131ZM192 140H194V139H192ZM192 140H191V142H192ZM209 140H210V138H209ZM252 140V139H251ZM250 140V143L252 142ZM11 141V142H10ZM124 141V143H125V145H124V143H122ZM180 141V142H179ZM130 142V143H129ZM171 142V143H172ZM178 143L177 145L175 144V143ZM23 145H21V144ZM138 143H140V142H138ZM152 143V144H151ZM159 143V144H158ZM252 143H254V142H252ZM130 144V145H129ZM193 144H194V146H193ZM197 144H198V146L201 148H199L198 147V151H197ZM16 145V146H15ZM21 145V146H20ZM134 145L135 146H137V145H139V147L136 149L135 147H134ZM202 145V146H201ZM209 145V146H208ZM210 145H212V146H210ZM161 146V147H160ZM12 147V148H11ZM155 147H156V149H155ZM171 147V148H170ZM175 147V148H174ZM204 147V148H203ZM217 147V148H216ZM226 147H228V148H226ZM8 148V149H7ZM11 148V149H10ZM115 147H114V152H116V149ZM120 148V149H119ZM158 148V149H157ZM165 148V149H164ZM173 148V149H172ZM209 148V149H208ZM212 148V149H211ZM218 150V151H215L216 149ZM256 148V149H255ZM131 149H133V150H131ZM138 149H140V153H141V155L139 156L138 154H140V153H138L139 151H138ZM141 149H142V151L143 152H141ZM169 151H168V150ZM172 149V150H171ZM176 149H177V151H176ZM181 149H183V150H181ZM185 149V150H184ZM205 149V150H204ZM223 149V150H222ZM260 149H261V151H260ZM136 150V151H135ZM146 150V151H145ZM162 150V151H161ZM166 150V151H165ZM174 150V151H173ZM181 150V151H180ZM193 150V151H192ZM210 150H211V152H210ZM227 150V151H226ZM9 151H11V152H9ZM128 151H130V152H128ZM138 151V152H137ZM163 151H165V152H163ZM178 151H180V152H178ZM197 151V152H196ZM208 151V152H207ZM215 153H214V152ZM134 152V153H133ZM145 152V153H144ZM162 152H163V154H162ZM172 154H170V153ZM183 152V153H182ZM187 152V153H186ZM210 152V153H209ZM223 152V153H222ZM228 152V153H227ZM261 152V153H260ZM131 155V158H128V156H129V154ZM137 153V154H136ZM143 153H144V156H142L143 155ZM168 154V156L166 155V154ZM176 153V154H175ZM182 155H181V154ZM185 153V154H184ZM190 153H192L191 155H189ZM194 153V154H193ZM226 153V154H225ZM240 153V155H238ZM122 154V153H121ZM165 154V155H164ZM9 156V159L10 160H8V156ZM136 155H138L137 156V159H136ZM171 156V158H170V156ZM176 155V158L175 159H177V163H176V161H175V159H174V156ZM185 155H187V156H185ZM213 155V156H212ZM228 155V156H227ZM253 155V156H252ZM148 156H149V159H148ZM165 156H167V158H165ZM178 156H180V158H178ZM215 156H216V158H215ZM12 158H14V159H12ZM118 158H119V162H116V161H118ZM141 158H144L143 160H144V162L145 163H143V160L141 159V161H140V159ZM169 158V159H168ZM182 158V159H181ZM193 158V159H192ZM209 158H210V160H209ZM218 158V159H217ZM240 158V159H239ZM255 158V159H254ZM11 159H12V161H11ZM102 159V160H101ZM113 159H114V161H113ZM117 159V160H116ZM130 159L131 160H133L134 161V159H136V160H138L134 165L130 162ZM166 159H168V161L166 160ZM173 161H172V160ZM184 159V160H183ZM215 159V160H214ZM19 160V161H18ZM122 162H121V161ZM135 160V161H136ZM149 160V162H147ZM150 160H152L151 162H150ZM155 160V161H154ZM169 160L171 161V164H172V167H171V169L174 167V169H170V166H171V164L169 163ZM179 160V161H178ZM219 160V161H218ZM221 160V161H220ZM234 160V161H233ZM240 160H241V163H240ZM244 160V161H243ZM249 160V161H248ZM259 160V161H258ZM107 161H108V163H107ZM110 161V162H109ZM167 161V162H166ZM193 162V163H191V162ZM210 161H212V163L210 162ZM213 161H215V163L213 162ZM228 163H226V162ZM253 161V162H252ZM24 162V164H22ZM25 162H26V164H25ZM114 162H116V163H118V164H115ZM140 162H142L141 164H140ZM153 162V163H152ZM155 162V163H154ZM179 162V163H178ZM208 162H210V165L209 164H207ZM242 162H244V163H242ZM247 162V163H246ZM252 164H250V163ZM258 162V163H257ZM14 163V164H13ZM19 163H21V164H19ZM105 163V164H104ZM113 163H114V165H113ZM127 163H129V165H131V167L130 166H128V164ZM139 163V164H138ZM166 163H167V165H170V166H167L166 165ZM194 163H196V164H194ZM12 165V167H11V165ZM17 164V165H16ZM88 164V165H87ZM90 164V165H89ZM120 164L121 165H123V166H120ZM177 164H179V165H177ZM193 164V165H192ZM203 164L205 165V164H207L206 166H204V167H208L207 169L209 170V167H211L212 168V166H213V164L216 166H214L215 168H216V170L215 171H217V170H220V171H217V173L214 171V172H210V171H207V169H205L204 167H203ZM217 164V165H216ZM219 164V165H218ZM238 164V165H237ZM247 164H249V165H247V166H250V167H248V169H247V166L246 165ZM260 164V165H259ZM16 166V167H13V166ZM21 165V166H20ZM117 165V166H116ZM137 165V166H136ZM212 165V166H211ZM18 166V167H17ZM27 166V167H26ZM164 166H166V167H164ZM179 166V170H178V167ZM196 166H198V167H196ZM224 166V167H223ZM239 166H240V168H239ZM261 166V167H260ZM11 167V168H10ZM21 167H23V169L21 168ZM25 167H26V169H25ZM112 167H114V168H112ZM122 167L125 169H128V170H130V171H127L126 169H125V171H126V173L128 174L129 172V176L124 172V170H121L122 169ZM128 167V168H127ZM159 167V168H158ZM162 167V168H161ZM203 167V168H202ZM218 167V168H217ZM228 167V168H227ZM11 170H10V169ZM13 168H17L18 170H19V168H20V172L18 171L17 172V169L15 170V169H13ZM121 168V169H120ZM160 169V170H157V169ZM166 168H168L169 169V171L167 172L166 171ZM180 168H181V170H180ZM220 168V169H219ZM235 168H237V169H235ZM244 168V169H243ZM252 168H254V170L252 169ZM163 169V170H162ZM196 169V170H195ZM199 169V170H198ZM204 169V170H203ZM228 169H229V171H228ZM261 169H262V172H261ZM7 170V169H6ZM10 170V171H9ZM12 170H15V171H12ZM22 170V171H21ZM93 170V171H92ZM157 172H156V171ZM252 172V170H253V172H252V174H250L251 172ZM153 171L154 172H156V173H158V171H159V173L158 174H155L154 175V173H153ZM162 171V172H161ZM173 171H174V174H173ZM179 171V172H178ZM181 171V172H180ZM194 171H196L195 173H194ZM197 171H202V172H197ZM213 171V170H212ZM242 171H244V172H242ZM99 172V173H98ZM102 172V173H101ZM123 172L127 175L126 177V179H125V177H124V174H123ZM139 172L141 173L140 175H139ZM167 172V173H166ZM204 172V173H203ZM222 172V173H221ZM15 173V176L13 175ZM18 173V174H17ZM22 173H23V175H22ZM143 173V174H142ZM206 173H208V174H206ZM212 173V174H211ZM224 173H226V174H224ZM260 173H262V174H260ZM101 174V175H100ZM169 174V175H168ZM178 174V175H177ZM205 176H203V175ZM215 174H217V175H214ZM220 174V175H219ZM230 174V175H229ZM16 175H17V178H16ZM142 176V175H146V177H144L145 178V180H150L151 182H148V181H141L142 183H141V185L144 183V185L143 186H141V185H139V183L137 184V182H139L138 180H141L142 178H140L139 179V176ZM199 175V176H198ZM202 175V176H201ZM224 175H225V177H224ZM18 176H20V177H18ZM71 176H73V175H69V174H67V175H65L64 176V178L63 179H65L66 180V183H64L65 185V187L66 186H68L69 185V182L70 183H72V181L71 180H73L72 179V177ZM113 176H115L114 178H113ZM138 176V177H137ZM166 176H164L165 178H166ZM182 176V177H181ZM209 176V177H208ZM220 176V177H219ZM231 176V177H230ZM256 176H254L253 175V177L255 178ZM258 176L256 177V178H258ZM23 177V178H22ZM88 177V176H87ZM143 177V176H142ZM153 177V178H152ZM193 177H195V178H193ZM228 177V178H227ZM18 178H20V181L18 182ZM100 178V179H99ZM149 178H151V179H149ZM166 178V179H167ZM174 178V179H173ZM192 178V179H191ZM202 178V179H201ZM211 178L213 179V180H211ZM244 178V179H243ZM3 179V180H2ZM11 181H10V180ZM15 179V180H14ZM25 179V178H24ZM169 179H167V180H169ZM198 179V180H197ZM216 179V180H215ZM5 180V181H4ZM10 181V182H8V181ZM14 180V181H13ZM64 180V181H65ZM70 180V181H69ZM86 180L89 182L90 180V182H89V184H88V182H86ZM99 180V181H98ZM102 182H101V181ZM144 180V179H143ZM169 180V181H170ZM96 181V182H95ZM115 181V182H114ZM116 181L118 182V183H116ZM121 181V182H120ZM127 181V182H126ZM170 181V182H171ZM200 181V182H199ZM218 181V182H217ZM14 182H16V184L14 183ZM18 182V183H17ZM109 182V181H108ZM166 182V181H165ZM171 182V183H172ZM216 182V183H215ZM221 182V183H220ZM10 183V184H9ZM121 183V184H120ZM220 183V184H219ZM224 185H223V184ZM112 184V185H113ZM118 184V185H117ZM124 184V183H123ZM147 184H149V185H151L150 187H147V186H149V185H147ZM154 184H156L155 186H158L159 187V185L157 184V183H154ZM223 185L224 187L226 186V188H230V187H235V188H230V189H235L234 190V193H232V195L231 196H227V199H226V196L225 197H221L222 196V194L221 193H218V189L217 188H215V187H217L218 185ZM85 184H84V186H86ZM89 185V186H88ZM166 185H168V184H166ZM153 187V188H155V189H153L152 187V189L153 190H158V192H160L161 194H160V196H163L162 195V191H160L159 190V188L158 187ZM161 186V185H160ZM198 186H200V188L198 187ZM228 186V187H227ZM81 187L83 188V189H85L86 187H83V185H81ZM125 187V188H124ZM168 187V186H167ZM239 187V188H238ZM150 188V189H151ZM197 190H196V189ZM249 188V189H248ZM192 189V190H191ZM194 189V190H193ZM199 189V190H198ZM217 189V190H216ZM237 189V190H236ZM239 189V190H238ZM153 190H151V195L153 196L155 193H157L158 194V192H155L154 194H153ZM190 190V191H189ZM241 190V191H240ZM257 190V191H256ZM119 191V192H118ZM150 191V190H149ZM182 191V193L184 194V192ZM260 192V194H259V192ZM51 192V191H50ZM48 193L47 195L48 196H50V197H47V198H52V199H43V200H41L43 203H41L42 204V209L43 210H45L44 212H43V214L42 213H40V219H41V222L40 223H38V224H34V227H32L31 229H32V231H31V229L29 230V231H31L30 233L32 234V232H33V234L32 235H34V236H31L32 237V239L30 238V245L29 246H31V247H29L26 243H24L23 241L24 240H22V239H20L19 237L21 236V234H19V235H17V236H19L14 242H13V246L15 247V250H16V253L18 254H16L15 252V257H17V258H13L14 257V255H12L13 257H10V260H12V262H13V259H15V263L18 261L19 262V264H48V262L50 263V261H48V260H50V256H48L49 254V252H48V249L50 250L51 248V244L53 245L54 243H55V246H56V244L58 243V242H56V241H58L59 239H58V232L56 231V232H54V228L52 227V225H53V223H54V221H53V216H55L57 213L58 214H60L61 213V215H64L65 213L67 214L68 212H66L65 210H71L72 208L71 207H73V206H70L69 204H72L74 201L72 200L73 199V197L70 199V197L69 198H66V197H68V195L67 194H64L63 195V192H61L62 193V195H60L61 193H59V197H60V199H58V200H56V199H54L53 197H51V195H53V193L51 194V193ZM190 192H192V193H190ZM195 194H194V193ZM129 193V192H128ZM190 193V194H189ZM217 193V194H216ZM239 193V194H238ZM263 193V194H262ZM50 194V195H49ZM120 194V193H119ZM192 194H194V195H196V196H194L193 195V198H191L192 197ZM216 194V195H215ZM67 195V196H66ZM118 195V194H117ZM159 195V194H158ZM187 195H189V196H191L190 198H188L189 196H187ZM259 195H260V197H259ZM62 196V197H61ZM240 196H242V197H240ZM261 196H263V197H261ZM168 197V198H167ZM172 197H174V196H172ZM197 197V198H196ZM215 197H217V199H215ZM219 197H220V199H219ZM232 197V198H231ZM258 197V198H257ZM230 198V199H229ZM240 198V199H239ZM244 199L245 198V200L243 201L242 199ZM62 199H64V200H62ZM68 199L70 200V201H68ZM186 199V200H185ZM194 199V200H193ZM45 200V201H44ZM185 202H184V201ZM217 200H218V203H217ZM227 200H229V202L227 201ZM232 200V201H231ZM248 200V201H247ZM254 200H256V201H254ZM259 200H261V201H259ZM58 201H60V202H58ZM169 201V200H168ZM169 201V202H170ZM177 201V202H176ZM179 202V203H178ZM191 204H190V203ZM250 202V203H249ZM254 204H253V203ZM61 203V204H60ZM176 204V205H175ZM178 204H180L179 206H177ZM187 204H189V205H187ZM221 204V205H220ZM227 204V205H226ZM68 205H69V209H68ZM72 205H74V203L72 204ZM213 205V206H212ZM217 205V206H216ZM243 205V206H242ZM260 205V206H259ZM44 206V207H43ZM188 206V207H187ZM216 206V207H215ZM208 207V208H207ZM71 208V209H70ZM186 210H185V209ZM192 208H194L193 210H192ZM200 208V209H199ZM48 211H47V210ZM52 209H53V212H52ZM175 209V210H176ZM185 211H184V210ZM198 209V210H197ZM187 210H188V212H187ZM197 210V211H196ZM224 210V211H225ZM52 212V213H50V212ZM57 211V212H56ZM179 211V212H178ZM182 211V212H181ZM56 212V213H55ZM103 212H105V211H103ZM176 212V211H175ZM194 212L195 213H197V214H194ZM201 212V213H200ZM207 212V211H206ZM63 213V214H62ZM180 213H181V215H180ZM185 214V216H184V214ZM53 214V215H52ZM201 216H200V215ZM45 215V216H44ZM51 215V216H50ZM178 215H179V217H178ZM203 215V216H202ZM208 215V216H209ZM57 216V215H56ZM184 216V218L185 219H187V221L184 219H182V217ZM187 216V217H186ZM206 216V217H205ZM46 217H48V218H46ZM178 217V218H177ZM190 217V218H189ZM200 217V218H199ZM204 217V218H203ZM197 218V219H196ZM202 218V219H201ZM207 218V219H206ZM50 219L52 220V221H50ZM180 219H182L181 221L182 222H180L179 220ZM190 219V220H189ZM205 221H204V220ZM211 220L210 221V223H209V220ZM203 220V221H202ZM207 220H208V225H207ZM179 221V222H178ZM188 221H190V222H188ZM171 222H173L172 220H171ZM213 222H214V220H213ZM202 223V224H203ZM207 226V227H206ZM36 227V228H35ZM186 227H188V226H185V228H183L184 229V231H186ZM30 228V227H29ZM45 228V229H44ZM169 228V230H170V228H173V227H168ZM211 228V227H210ZM210 228H209V230L207 231L208 232V234H210V237H209V239L210 240H212L211 241V244H210V240L208 239V238H206L207 240H209V245H213V244H217L218 242H219V240H220V233L218 234L217 233V230H219V229H217L216 230V228L215 227H212V228H215V230H216V232L215 231H213L212 232V229H211V231H210ZM253 228H256V229H253L254 231H260L261 229H259L257 226H254ZM52 229V230H51ZM166 229V228H165ZM182 229V230H183ZM167 230V229H166ZM182 230L180 229V231L182 232ZM188 230V229H187ZM171 231H172V229H171ZM170 231V232H171ZM176 231V229L174 230V228H173V233ZM183 231V232H184ZM189 231V230H188ZM177 232V231H176ZM175 232V233H176ZM210 232V233H209ZM178 233V232H177ZM212 233H214V235L215 234H217V235H215L214 237H213V234ZM177 235V234H176ZM220 237H219V236ZM174 237H178V235L177 236H174ZM217 237L219 238V239H217ZM241 237H243V236H241ZM58 239V240H57ZM99 239H101V238H99ZM206 239H203V241L202 242H204V241H206ZM213 239H216V240H213ZM241 240H239L238 242H239V244L241 243V244H246V245H248V243L251 241V239H252V237H250V239H249V236H247V237H243V238H240ZM247 240V242H246V240ZM19 240V241H18ZM250 240V241H249ZM264 240V239H263ZM21 241V242H20ZM36 243V242H38V243H34V242ZM249 241V242H248ZM253 241L254 240H252V244H253ZM1 243L0 244H2V246L4 247H7V248H5L4 247V251L6 252V250L7 251H11L10 249H12V245L11 244H9V245H6V242L7 241H5V242H2V241H0ZM16 242V243H15ZM22 242H23V244H22ZM31 242H32V244L33 245H31ZM42 242V243H41ZM47 242V243H46ZM215 242V243H214ZM217 242V243H216ZM243 242V243H242ZM4 243H5V245H4ZM15 243V244H14ZM40 243V244H39ZM49 243V244H48ZM208 243H203L205 246L207 245L208 246ZM213 243V244H212ZM251 243V242H250ZM249 243V244H250ZM256 243H257V241L253 244V245H256ZM7 244H8V242H7ZM28 244H29V242H28ZM38 244V245H37ZM252 244H251V246H252ZM11 245V246H10ZM20 247H22V248H20ZM57 245H59V244H57ZM24 246H26V247H24ZM35 248H34V247ZM40 246V247H39ZM47 246H49V248H47ZM214 246V245H213ZM250 245H248V247H249ZM250 246V247H251ZM11 247V248H10ZM46 247V248H45ZM52 247H54V245L52 246ZM27 248H28V251H27ZM30 248V249H29ZM25 249V250H24ZM46 249V250H45ZM33 252H32V251ZM44 250V251H43ZM26 251V252H25ZM30 252V253H29ZM41 252V253H40ZM31 256H30V255ZM17 255V256H16ZM31 257V258H29V257ZM13 258V259H12ZM25 261H24V260ZM27 259V260H26ZM73 260H75V259H73ZM72 260V261H73ZM18 262L16 263V264H18ZM73 262H75V261H73ZM51 264H53L52 262H51Z\"/></svg>", "mask_w": 264, "mask_h": 264}]
</instances>
